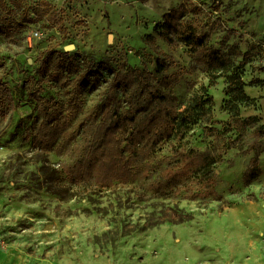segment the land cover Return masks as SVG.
<instances>
[{
    "label": "rangeland",
    "instance_id": "rangeland-1",
    "mask_svg": "<svg viewBox=\"0 0 264 264\" xmlns=\"http://www.w3.org/2000/svg\"><path fill=\"white\" fill-rule=\"evenodd\" d=\"M40 1L24 4L37 6ZM45 1L51 11L42 19L31 14L36 19L33 24L10 12V0L0 7V85H7L13 95L12 107L8 102L7 109L0 111V264H264V155L261 175L245 186L242 176L252 155L238 150L224 154L210 188L224 201H213L210 195L193 201L186 188L166 198L151 193L142 197L137 183L109 188L75 185L65 172L92 136L95 123L85 132L76 125L102 108L111 78L103 69L108 60L125 57L132 67L147 69L158 79L183 72L172 87L180 106L207 88L214 99V126L224 130L230 120L223 110L229 80L221 77L211 87V72L195 68L189 48H171L154 32L165 13L187 1L218 21L210 42L215 48L237 45L242 53L254 49L253 58L240 67V57L236 64L254 101L241 107L240 117H257L264 125V0ZM36 33L39 38L32 39ZM149 34L174 60L162 74L155 73L158 56L144 41ZM68 46H74L68 51L73 61L69 69L65 66L56 82L40 79L42 58ZM94 68L99 69L100 82L84 89L82 107L72 118L70 130L77 136L73 151L63 156L38 154L27 130L37 115L31 93L37 91L65 110L66 91L73 88L66 84L67 78L82 77ZM236 136L232 132L225 140ZM213 143L204 126L190 127L182 140L165 142L150 158L153 177H167L178 169L173 163L156 166L172 158L177 145L203 151ZM56 186L65 192L53 193ZM178 212L189 215V220L178 223ZM162 216L172 222L153 225Z\"/></svg>",
    "mask_w": 264,
    "mask_h": 264
},
{
    "label": "trees",
    "instance_id": "trees-1",
    "mask_svg": "<svg viewBox=\"0 0 264 264\" xmlns=\"http://www.w3.org/2000/svg\"><path fill=\"white\" fill-rule=\"evenodd\" d=\"M25 0H10L14 12L24 23L33 24L36 19L47 16L51 11L49 3L41 0L36 6L28 7ZM6 0H0V7H6ZM25 19L27 21H25ZM218 21L204 14L201 7L193 1H187L162 16L154 32L171 48L185 46L190 49L194 66L210 74V86L217 85L221 77H226L230 84L225 89L228 99L223 110L230 120L223 131L213 123L214 99L207 93V88L196 92L192 100L181 107L172 92V87L180 80L183 72L163 75L158 79L153 72L132 67L127 58L105 61L103 69L111 78L107 80V89L102 108L87 114L76 126L87 131L94 124L92 136L74 165L66 167V175L73 184L86 187L109 188L116 183H137L142 197L151 193L166 198L174 196L182 188L190 191L193 201L212 196L213 201H224L210 188L218 175L215 167L224 161V154L238 150L243 155H252L249 166L242 176L245 186L254 183L261 175L260 158L264 155V125L257 117H240L242 106L252 105L254 101L246 93V84L236 66L240 57L243 60L253 58L254 49L242 53L237 45L228 49L215 48L210 44L217 29ZM146 45L158 56L156 74H162L166 66H173L174 60L157 44L155 35L145 36ZM70 53L66 50L48 52L40 61L38 76L46 82L58 81L65 66L72 64ZM168 62V63H167ZM189 73L190 71H184ZM99 69H89L82 77L67 78L68 86L65 110L53 104V99L31 93L37 102V115L28 130V138L38 154L53 152L63 156L73 151L76 144V132L70 130L72 118L82 107L81 96L90 84L100 82ZM0 111L13 105V95L7 85H0ZM120 93L121 97L117 94ZM30 95V96H31ZM197 124L204 126L207 137L213 138V147L206 150L186 148L183 144L175 147V155L164 158L156 165L174 164L178 169L161 177L154 175V166L150 158L158 148L168 141L182 140L186 131ZM76 129V128H75ZM236 132V137L226 136ZM63 187H54L52 192H65ZM177 222L190 217L177 213ZM168 216V215H166ZM172 222L171 217L162 216L153 225Z\"/></svg>",
    "mask_w": 264,
    "mask_h": 264
},
{
    "label": "water",
    "instance_id": "water-1",
    "mask_svg": "<svg viewBox=\"0 0 264 264\" xmlns=\"http://www.w3.org/2000/svg\"><path fill=\"white\" fill-rule=\"evenodd\" d=\"M111 40H112V37H111ZM72 49H74V46H68V47H66V51H70V50H72Z\"/></svg>",
    "mask_w": 264,
    "mask_h": 264
},
{
    "label": "built area",
    "instance_id": "built-area-1",
    "mask_svg": "<svg viewBox=\"0 0 264 264\" xmlns=\"http://www.w3.org/2000/svg\"><path fill=\"white\" fill-rule=\"evenodd\" d=\"M34 38H39V34L36 33V35L32 36V39H34Z\"/></svg>",
    "mask_w": 264,
    "mask_h": 264
}]
</instances>
